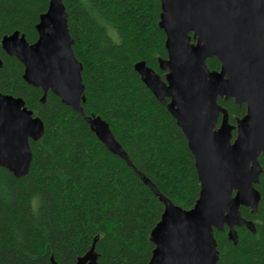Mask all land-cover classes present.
Returning a JSON list of instances; mask_svg holds the SVG:
<instances>
[{
	"label": "trees",
	"instance_id": "1",
	"mask_svg": "<svg viewBox=\"0 0 264 264\" xmlns=\"http://www.w3.org/2000/svg\"><path fill=\"white\" fill-rule=\"evenodd\" d=\"M73 50L83 65L86 115L106 120L132 165L110 152L82 116L24 81V66L2 49L14 32L30 44L50 0H0V92L22 98L45 125L31 142L28 174L0 167V264H76L95 244L100 264H149L151 232L164 205L143 182L149 178L174 204L189 210L200 194L194 157L176 120L141 81L145 61L162 77L167 58L160 0H62ZM210 70H220L209 59ZM234 126L246 105L219 100ZM236 136V131H234ZM260 162L264 169V156ZM257 215L242 208L257 233L239 228V242L215 232L218 264H264V172Z\"/></svg>",
	"mask_w": 264,
	"mask_h": 264
},
{
	"label": "water",
	"instance_id": "2",
	"mask_svg": "<svg viewBox=\"0 0 264 264\" xmlns=\"http://www.w3.org/2000/svg\"><path fill=\"white\" fill-rule=\"evenodd\" d=\"M160 1L167 58L159 61V68L165 76L145 61L134 69L186 137L201 189L194 207L186 210L139 172L164 205L151 232L155 248L149 264H218L215 232H227L234 245L239 228L257 233L255 222L241 209L257 215L262 201L258 186L264 172V0ZM36 29L34 44L20 32L1 41L6 54L23 64L24 81L42 90V102L49 93L59 97L110 152L132 165L109 123L84 112L83 65L73 50L62 0H50ZM213 58L221 64L218 71L207 66ZM220 99L246 104L247 112L236 126ZM44 132V122L22 98L0 92V167L17 178L26 176L33 160L31 142H38ZM95 248L76 264H100Z\"/></svg>",
	"mask_w": 264,
	"mask_h": 264
},
{
	"label": "flooded vegetation",
	"instance_id": "3",
	"mask_svg": "<svg viewBox=\"0 0 264 264\" xmlns=\"http://www.w3.org/2000/svg\"><path fill=\"white\" fill-rule=\"evenodd\" d=\"M243 105H246V104H243ZM239 106H242V105H239ZM246 108H247V106H246ZM247 111V110H246ZM230 116V115H229ZM245 116V115H244Z\"/></svg>",
	"mask_w": 264,
	"mask_h": 264
}]
</instances>
